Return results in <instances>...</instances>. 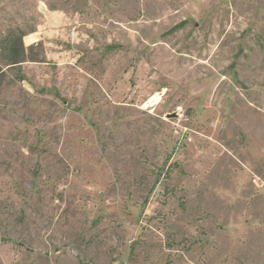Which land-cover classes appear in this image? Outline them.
I'll return each instance as SVG.
<instances>
[{"label": "rangeland", "instance_id": "374dc122", "mask_svg": "<svg viewBox=\"0 0 264 264\" xmlns=\"http://www.w3.org/2000/svg\"><path fill=\"white\" fill-rule=\"evenodd\" d=\"M0 264H264V0H0Z\"/></svg>", "mask_w": 264, "mask_h": 264}, {"label": "trees", "instance_id": "16d2710c", "mask_svg": "<svg viewBox=\"0 0 264 264\" xmlns=\"http://www.w3.org/2000/svg\"><path fill=\"white\" fill-rule=\"evenodd\" d=\"M25 34L21 33V35H19L17 37V40H19L18 42H22V37H24ZM15 37L13 36L12 34V37L9 39V45L7 46V57H9V65H11L12 63H20V62H23L25 61V51H24V47H20V48H17L15 46L14 43H12L13 39ZM23 43V42H22ZM21 44V43H20ZM23 45V44H22Z\"/></svg>", "mask_w": 264, "mask_h": 264}, {"label": "crops", "instance_id": "0c3cea01", "mask_svg": "<svg viewBox=\"0 0 264 264\" xmlns=\"http://www.w3.org/2000/svg\"><path fill=\"white\" fill-rule=\"evenodd\" d=\"M58 15L59 14H55L54 12L53 13H49L48 16H47L48 17V22L52 23L53 20H55L54 18H56V20L60 19L59 21L63 22L64 18H61ZM41 32H39V33L38 32L37 33L32 32L30 34H26L25 37H24V42L27 41V39H28L29 43H35L36 41H39L40 38H42L43 41L46 42V44L47 43L48 44H54V40H51V39L48 38L47 34H49V33H44V32L41 33ZM49 49H50V47H49ZM50 50L52 51V49H50Z\"/></svg>", "mask_w": 264, "mask_h": 264}]
</instances>
